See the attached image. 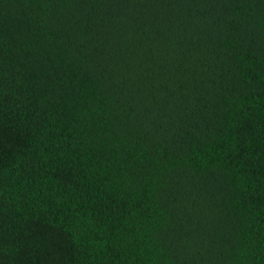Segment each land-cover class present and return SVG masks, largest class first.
<instances>
[{"label":"trees","instance_id":"obj_1","mask_svg":"<svg viewBox=\"0 0 264 264\" xmlns=\"http://www.w3.org/2000/svg\"><path fill=\"white\" fill-rule=\"evenodd\" d=\"M0 264H264V0H0Z\"/></svg>","mask_w":264,"mask_h":264}]
</instances>
